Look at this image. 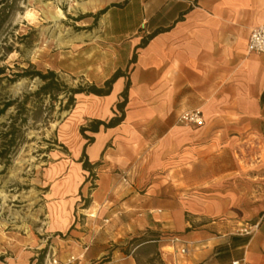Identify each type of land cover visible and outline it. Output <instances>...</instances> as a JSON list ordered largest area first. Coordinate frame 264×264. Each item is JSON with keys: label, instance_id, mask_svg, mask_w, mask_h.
Here are the masks:
<instances>
[{"label": "crops", "instance_id": "0c3cea01", "mask_svg": "<svg viewBox=\"0 0 264 264\" xmlns=\"http://www.w3.org/2000/svg\"><path fill=\"white\" fill-rule=\"evenodd\" d=\"M91 1L90 15L106 10L99 26L109 63L95 86L122 76L109 96L77 95L70 125L108 123L129 84L125 119L87 132L93 168L76 165L54 194L91 192V217L109 222L104 245L156 225L189 246L182 255L161 245L164 264H264V56L247 50L251 32L264 25V0ZM193 110L203 125H180ZM77 139L79 158L87 140ZM137 190L146 192L125 199ZM73 224L69 216L64 231ZM248 224L253 234L241 236ZM92 239L100 243L90 232ZM105 264L138 263L114 253Z\"/></svg>", "mask_w": 264, "mask_h": 264}, {"label": "rangeland", "instance_id": "374dc122", "mask_svg": "<svg viewBox=\"0 0 264 264\" xmlns=\"http://www.w3.org/2000/svg\"><path fill=\"white\" fill-rule=\"evenodd\" d=\"M90 1L0 0V110L12 103L0 116V264H39L42 254V264L52 258L105 264L114 253L133 256L138 264H164L160 246L171 245L173 236L156 225L123 239L115 236L104 245L109 222L91 217L96 213L90 210L91 192L85 198L81 191L54 194V186L83 163V156L74 157L77 138H84L82 128L94 121L87 119L73 128L70 122L82 101L76 96L67 108L66 93L95 86L102 80L97 75H106L109 66L102 57L106 47L100 39L101 18L90 25L87 17L90 9L85 5ZM27 71L54 72L59 86L53 96L36 95L44 83L21 78ZM59 168H64L61 174L56 173ZM145 192H127L125 199ZM165 193L160 192L156 201ZM69 216L74 224L67 232ZM129 221L128 216L119 220ZM90 232L100 243L87 240ZM103 246H108V253L91 259Z\"/></svg>", "mask_w": 264, "mask_h": 264}, {"label": "trees", "instance_id": "16d2710c", "mask_svg": "<svg viewBox=\"0 0 264 264\" xmlns=\"http://www.w3.org/2000/svg\"><path fill=\"white\" fill-rule=\"evenodd\" d=\"M106 13V10L99 12L97 15L92 16L89 15L87 16L88 18H94V21L97 22V20H99L101 18L102 15H104ZM1 73V71H0ZM122 76V74L120 72H117L110 80H108L105 83V87L104 88H98L96 86H91L90 88L83 89V88H78L75 90H70V92L67 95V108L74 105L76 102L75 97L77 95H94L96 97H106L109 96L111 94L112 91V86L116 83V81ZM21 78L24 77H31V78H39L44 85L39 89V91L36 93V95H43L45 97H52L54 94V89L55 87L59 86V82L57 79V76L54 72H49L47 74H43L41 72H33L30 73L29 71L25 72L24 74H22L20 76ZM129 84L127 85V88L125 90V92L122 95L123 101L120 102L117 105V110L118 112L121 113L120 116L116 115L114 118H112L108 123L106 122H102V121H94L91 123V127L88 128H82L81 133L84 136V138L87 140V144L84 147V152H83V169L84 170H88L93 168V166L90 165L89 161H88V157L86 155V148L91 145L94 142L93 138L88 137L86 134L87 132L90 133H98L101 127H104L105 129H112L115 128L117 126H119L120 124H122V122L125 119V108L127 105V90H128ZM12 106V103H7L4 108L2 110H0V116L3 115L10 107ZM152 241H154L155 243L158 242V239H153ZM44 261V254L41 255V257L38 259V263L42 264Z\"/></svg>", "mask_w": 264, "mask_h": 264}, {"label": "built area", "instance_id": "2783aa9c", "mask_svg": "<svg viewBox=\"0 0 264 264\" xmlns=\"http://www.w3.org/2000/svg\"><path fill=\"white\" fill-rule=\"evenodd\" d=\"M249 55L264 56V25L254 29L251 32L248 46H247ZM179 123L185 126H202L204 123L203 114L201 110L187 111L181 114L179 117ZM254 225L244 226L238 233L241 236H251L254 232ZM170 244L173 247L179 248L178 252L182 255L188 253V245L185 242L177 237L173 236L170 239ZM75 261L74 258H71L67 262H61L56 258L49 260L48 264H72ZM233 264H240V262H234Z\"/></svg>", "mask_w": 264, "mask_h": 264}, {"label": "bare ground", "instance_id": "6f19581e", "mask_svg": "<svg viewBox=\"0 0 264 264\" xmlns=\"http://www.w3.org/2000/svg\"><path fill=\"white\" fill-rule=\"evenodd\" d=\"M99 3V2H98ZM81 4V3H80ZM85 6L89 7V9L93 6H95V1H90L89 3H87ZM78 7V6H77ZM81 9V8H80ZM174 251V250H173Z\"/></svg>", "mask_w": 264, "mask_h": 264}]
</instances>
